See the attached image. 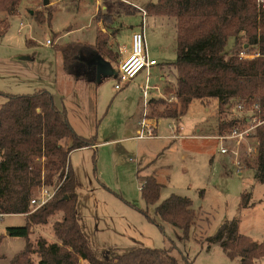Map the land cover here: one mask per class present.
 Listing matches in <instances>:
<instances>
[{
    "label": "rangeland",
    "instance_id": "374dc122",
    "mask_svg": "<svg viewBox=\"0 0 264 264\" xmlns=\"http://www.w3.org/2000/svg\"><path fill=\"white\" fill-rule=\"evenodd\" d=\"M101 1L102 6L104 0ZM108 1L116 5L113 13L121 14L117 21V44L128 49L129 25L136 22L140 13L133 4ZM93 8L94 0H48L47 5L43 0H19L16 13L5 17V12L0 11V91L26 94L39 88L47 89L53 95L55 106L65 110L75 132L84 137L96 135V146L72 149L67 154L75 179L78 223L96 257L108 260L135 247H149L169 249L178 264H238L237 258L228 257L218 243H210L206 238L223 222L237 217L240 233L255 241L264 239V182L255 177L257 152H246L253 140H244L236 146V156L241 160L237 170L232 155L219 152L216 139L200 137L213 135L221 122L229 123L238 118L239 113L234 111L238 100L222 107L214 98L201 102L180 97L177 102L155 104L159 110L176 107L183 137L169 136L170 124L175 118H159L154 138H127L135 134L128 128V116L135 107L142 110L144 101L136 78L143 79L144 70L120 89L114 88L115 63L110 64V75L100 83L86 86L79 81L80 84H75L71 75L63 70L61 54L56 50L57 45L75 38L92 41L93 36L87 35L92 31L87 26ZM37 12L43 16L42 22L34 18ZM165 20L164 27L157 31L162 32L165 39H152L148 30L152 39L148 37V49L154 54L159 70L150 72V84L163 88L171 81L173 85H169L168 90H172L176 76L173 64L175 19L166 16ZM75 25L82 29L69 33L68 28ZM244 39L239 38V44L233 47L234 40L228 37L224 49L226 57L236 49L247 48V44L242 43ZM47 40L51 44H47ZM256 52L252 50L244 55L242 51V57H254ZM163 75L166 80L161 79ZM154 94L151 90L148 99ZM2 101L0 95V105ZM154 170L161 182L158 201L172 193L191 200L196 217L186 236L154 212L155 204L146 205L141 197L143 176ZM243 191L251 192L255 204L239 210ZM36 193L37 188L32 195ZM29 209L32 212L31 206ZM23 215H0V264H10L25 246L24 237L6 234V227L24 225ZM61 218L62 212H56L45 224L32 226L30 241L34 245L39 238L45 239L47 244L58 242L52 225ZM33 258L36 260L35 254ZM80 264L88 263L80 260ZM257 264H264V258Z\"/></svg>",
    "mask_w": 264,
    "mask_h": 264
},
{
    "label": "trees",
    "instance_id": "16d2710c",
    "mask_svg": "<svg viewBox=\"0 0 264 264\" xmlns=\"http://www.w3.org/2000/svg\"><path fill=\"white\" fill-rule=\"evenodd\" d=\"M18 2L0 0V11L6 16L12 15L17 11ZM143 4L151 14L175 19L176 78L174 88L166 92L201 102L214 98L219 107L234 100L244 105L258 104L262 115L264 0H147ZM34 18L38 22L44 20L40 12L35 13ZM103 36L104 33L98 31L94 45L79 42L57 45L63 70L79 81L95 83V66L90 63L97 55L103 57ZM228 37L233 38V47L239 44V38H245L242 43L248 47L236 49L226 57L224 49ZM252 50L257 51L254 57L247 59L240 55L242 51L247 54ZM0 95L3 97L0 105V215L24 214L25 217L24 225L6 227L7 235L26 239L24 248L10 264H80V260L88 264H178L169 249L149 247H135L108 260L96 257L78 223L75 179L67 163L70 150L95 145L96 135H78L65 112L55 106L53 95L47 89L39 88L26 94L0 91ZM169 102L149 98L150 116L177 118L175 106L161 110L155 107V104ZM230 124L221 122L218 128ZM254 137L257 142L255 177L264 182V123L256 128ZM51 183H60L52 199L29 211L34 189ZM160 190L161 183L153 175L143 176L140 194L145 204H155L154 212L186 236L196 217L191 200L172 193L158 201ZM254 204L251 192L240 194L239 210ZM56 212H62L61 220L52 225L58 242L47 244L45 239L39 238L34 245L29 239L32 226L45 224ZM206 239L218 243L228 257L238 259V264H257L264 258V239L255 241L240 233L237 217L223 222Z\"/></svg>",
    "mask_w": 264,
    "mask_h": 264
},
{
    "label": "built area",
    "instance_id": "2783aa9c",
    "mask_svg": "<svg viewBox=\"0 0 264 264\" xmlns=\"http://www.w3.org/2000/svg\"><path fill=\"white\" fill-rule=\"evenodd\" d=\"M137 7V6H134ZM142 17L141 29L132 32L130 37V49L124 59H122L117 67V82L114 84L115 89H120L123 84L128 83L133 79L140 71L146 70L153 65H156V60L151 59L147 54L145 37H144V23L146 12L144 9L137 7ZM47 44H51V41L47 40ZM122 52V49H121ZM242 52L240 55L242 56ZM245 55V54H244ZM149 86L145 85L142 90L144 112L143 118L140 121V128L137 130L136 138L154 137L155 127L153 124L146 121L148 107V91ZM159 98H163L167 101H173L177 99V96L171 94L169 96L161 95ZM234 111L239 113L238 118H233L231 124L226 127H220L218 131L211 135L213 139H216L219 143V152L222 154L232 155L233 165L237 170L241 167V160L236 156V146H239L244 140H253V144H250L246 148V152H257V142L254 137L255 130L258 126L264 123V111L262 115L259 114L260 106L258 104L244 105L241 102H236L234 105ZM226 124V121H223ZM178 129L174 130L176 133ZM249 150V151H248ZM59 184H42L37 188V193L33 194L29 200V206L33 210H36L45 205L57 191ZM32 210V211H33Z\"/></svg>",
    "mask_w": 264,
    "mask_h": 264
},
{
    "label": "crops",
    "instance_id": "0c3cea01",
    "mask_svg": "<svg viewBox=\"0 0 264 264\" xmlns=\"http://www.w3.org/2000/svg\"><path fill=\"white\" fill-rule=\"evenodd\" d=\"M118 1L120 3H125V4L130 3V5L133 4V6H137V7H140V8L145 10L146 16H145V23H144V29L143 30H144V37H145V44H146L147 54H148V56L151 59H155L156 60L155 56H153L154 54H151V52L148 49L149 48V46H148V37H149L148 36V30L150 29V35H151L152 39L153 38H157V39H160V40L161 39H165V37L163 36V33L162 32L158 33L157 31L160 30L162 27H164V23L166 22V20H165L166 15H154V14H151L144 8V4L143 3H138L137 1L135 2L134 0H118ZM101 3H102L101 0H94L93 11L91 12V14H90V16L88 18L89 19V26H87V28H89V30L92 31V34H91V32L88 31L87 35H92L93 36L92 41L91 42L90 41L87 42L85 39L75 38V40H72V41H69V42H79V43L94 45L95 44V40H96L97 32L100 31V32L104 33V36L101 37V38H105V42H104L105 51L104 50L102 51V53H103L102 56L110 64L113 65V63H115L116 66L118 67L119 62L122 59H124L126 57V55L128 54V52H129L130 40H129L128 49L124 45L119 46L117 44V39L116 38H117L118 31H119V27L117 26L118 25L117 21H119V19H121V14L118 13L117 15H115L113 13L115 11V9H116L115 8L116 5H114V3H110L108 0H104V3L102 4V6H101ZM137 7H135V8L137 9ZM101 9H104V12L101 11ZM127 12H130V11H127ZM137 12L140 13V11L138 9H137ZM4 16L7 17L6 15H4ZM141 21H142V17H141V13H140L138 18H137V20H136V22L134 24H130L129 25V27H130V29H129L130 37H131V34H132L133 31L141 29V27H142ZM81 29H82V27H79V25L70 26V28H68V30H69L68 32L69 33H70V31L78 32ZM153 35H156V37H153ZM152 39L149 37V40H152ZM121 49H122V52H121ZM156 66H157V60H156V65H153L152 67H150L148 69V73H146V70H144L143 79H138V78H136L137 76L135 77L136 81H137L136 82L137 86L139 87V90L142 92L143 87L145 85L149 86L150 88H149L148 93L151 90L155 91L154 97H152V98H159L161 95L169 96L171 94H174L172 92L171 93H169L168 91L166 92V89L168 90L169 85H173V84H171L172 83L171 81H168L167 82L168 83L167 86L165 84V86L163 88L161 86H159L158 84H150V79H151L150 72L159 71L158 67H156ZM70 78H72L71 80L75 81V84H77L76 82H78V84H80L79 80H77L73 76H70ZM175 78H176V76H175ZM161 79H165L166 80V76H164V75L161 76ZM82 84H86V86H89V85L92 86L93 84H97V83L96 82L95 83L82 82ZM135 88H137V87L135 86ZM142 98H143V96H142ZM178 98L180 99V97H177V99ZM177 99L173 100V101L177 102ZM173 101H171V102H173ZM62 110L65 112L64 109H62ZM143 112H144V105L142 104V110H140L139 108L135 107V111L128 116V118H127V121L129 122L128 128H129V130H132L135 134H134V136H128L127 138H129V137L136 138L137 130L140 128V121L143 118ZM146 112H147L146 121L148 123H151V124L154 125V127H155L154 133H155L156 129H157V126L159 124V118L150 116V114L148 112V107L146 108ZM164 118H166V117H164ZM171 119H174V118H171ZM179 120H180V116H178L177 118L174 119L173 122H171V124H170L171 125V127H170L171 132H170V135H169L170 138H175V137H181L182 138L183 137V135H182L183 125L179 122ZM71 126L73 128V125H71ZM176 128L178 129V131L176 133H174V130ZM209 128H211V127H209ZM208 130L209 129H207V131ZM78 135H81V134H78ZM155 136H156V134L154 135V137ZM154 137H147V138H154ZM200 137L212 138L210 134L201 135ZM137 139H142V138H137ZM67 142L69 143V141H67ZM96 144L93 145V146H96ZM93 146H91V147H93ZM146 175H153L156 178V180L158 181L157 176L155 174V170L152 173L145 174L144 176H146ZM158 182H160V181H158Z\"/></svg>",
    "mask_w": 264,
    "mask_h": 264
},
{
    "label": "water",
    "instance_id": "95a60500",
    "mask_svg": "<svg viewBox=\"0 0 264 264\" xmlns=\"http://www.w3.org/2000/svg\"><path fill=\"white\" fill-rule=\"evenodd\" d=\"M43 4L47 5L48 0H43ZM90 64H94L95 66V73H96L95 82L96 83H100L103 78L110 75V63L106 61L103 57L97 55L95 57L94 62Z\"/></svg>",
    "mask_w": 264,
    "mask_h": 264
}]
</instances>
